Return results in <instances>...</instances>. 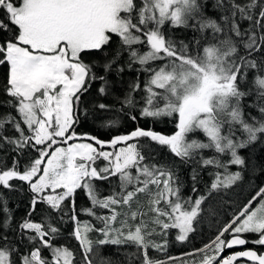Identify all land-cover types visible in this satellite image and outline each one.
Here are the masks:
<instances>
[{
    "label": "snow or ice",
    "instance_id": "1",
    "mask_svg": "<svg viewBox=\"0 0 264 264\" xmlns=\"http://www.w3.org/2000/svg\"><path fill=\"white\" fill-rule=\"evenodd\" d=\"M0 67V264H264V180L170 254L264 176V0H0Z\"/></svg>",
    "mask_w": 264,
    "mask_h": 264
},
{
    "label": "trees",
    "instance_id": "2",
    "mask_svg": "<svg viewBox=\"0 0 264 264\" xmlns=\"http://www.w3.org/2000/svg\"><path fill=\"white\" fill-rule=\"evenodd\" d=\"M211 5H209V8ZM192 33L190 31L178 30L176 32V36L178 38L191 37ZM6 67H0V80L3 79L6 73ZM132 73H128L125 79H128ZM251 103V101H248ZM256 114V113H253ZM157 130H163L167 132H171L174 130V124L171 121H166L164 123H160L156 125ZM90 130V129H85ZM253 153L258 157H264V145H256L254 149H252ZM34 155V154H33ZM8 162L11 163V157L8 158ZM208 177L205 175V180ZM262 180H264V176L259 179H254L249 182V178H245V181L236 188H233L227 192H221L213 197L212 203L218 209V217L217 222H213L206 218L205 222L200 226L197 233L192 236L191 241L185 244H175L170 248V254L179 255L182 252L189 251L192 248H199L204 243L209 242V240L213 237L218 227L221 226L222 223L227 221L232 214L237 211L248 198L254 193L252 192V187L255 184H259ZM187 191V190H186ZM11 203L10 206L15 209V215L17 218L22 217L27 210V202L26 199L20 200L17 197L16 193H10ZM82 195V194H81ZM19 203V207L16 205ZM66 228H71V224L65 225ZM174 236V233L172 234ZM93 238L95 239V234H93ZM250 239L253 237H249ZM73 246H75L76 242L73 240L71 242ZM251 247V245H249ZM259 248V246H257ZM264 248H259V250ZM99 253L98 259L100 257L108 258L110 257L113 261H118L119 264H126L125 257L123 256L124 252L135 251L134 247H124V246H104L103 248L96 250ZM120 253V254H117Z\"/></svg>",
    "mask_w": 264,
    "mask_h": 264
},
{
    "label": "flooded vegetation",
    "instance_id": "3",
    "mask_svg": "<svg viewBox=\"0 0 264 264\" xmlns=\"http://www.w3.org/2000/svg\"><path fill=\"white\" fill-rule=\"evenodd\" d=\"M250 247V246H249ZM235 250H237V249H235ZM260 251H264V249H261Z\"/></svg>",
    "mask_w": 264,
    "mask_h": 264
},
{
    "label": "water",
    "instance_id": "4",
    "mask_svg": "<svg viewBox=\"0 0 264 264\" xmlns=\"http://www.w3.org/2000/svg\"><path fill=\"white\" fill-rule=\"evenodd\" d=\"M237 250H239V249H237Z\"/></svg>",
    "mask_w": 264,
    "mask_h": 264
}]
</instances>
